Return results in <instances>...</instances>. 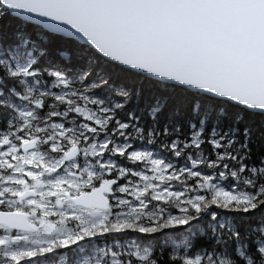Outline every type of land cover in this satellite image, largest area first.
<instances>
[{
    "label": "snow or ice",
    "instance_id": "6c2138e0",
    "mask_svg": "<svg viewBox=\"0 0 264 264\" xmlns=\"http://www.w3.org/2000/svg\"><path fill=\"white\" fill-rule=\"evenodd\" d=\"M0 264H264V0H0Z\"/></svg>",
    "mask_w": 264,
    "mask_h": 264
}]
</instances>
